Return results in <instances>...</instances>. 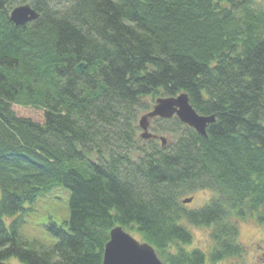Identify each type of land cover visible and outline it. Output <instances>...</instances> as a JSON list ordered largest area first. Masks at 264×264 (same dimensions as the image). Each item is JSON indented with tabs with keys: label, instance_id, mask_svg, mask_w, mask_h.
Here are the masks:
<instances>
[{
	"label": "trees",
	"instance_id": "1",
	"mask_svg": "<svg viewBox=\"0 0 264 264\" xmlns=\"http://www.w3.org/2000/svg\"><path fill=\"white\" fill-rule=\"evenodd\" d=\"M25 3L41 16L17 26ZM183 92L216 116L207 135L174 116L151 122L165 146L142 138L140 113ZM63 189L57 241L31 246L27 205ZM202 190L216 196L188 210ZM251 216L264 222L261 0H0V264H103L116 225L166 264H220ZM187 222L213 227L209 257L182 246Z\"/></svg>",
	"mask_w": 264,
	"mask_h": 264
},
{
	"label": "rangeland",
	"instance_id": "2",
	"mask_svg": "<svg viewBox=\"0 0 264 264\" xmlns=\"http://www.w3.org/2000/svg\"><path fill=\"white\" fill-rule=\"evenodd\" d=\"M264 3V0H261ZM15 8V7H14ZM148 104H152V98L146 99ZM150 105V109L154 106ZM148 111H142L139 118ZM138 118V120H139ZM141 134V132H140ZM93 160H97L98 156L95 153L89 155ZM133 159H137L140 153L134 152L131 154ZM193 197L192 202L186 203L188 210H195L203 207L206 203L214 198L216 194L210 190H202L195 192L193 195L186 196L183 199ZM70 192L63 189L58 197L42 198L31 205L25 216V223L21 229L22 238L31 246L40 248L42 246H51L57 238L49 231L48 226L51 222L62 224L70 217ZM239 238L238 241L243 247L241 256L232 257L223 261L220 264H264V222H260L257 216H251L240 220L239 223ZM186 226L192 234V241L184 246L188 251L195 248L202 249L208 257L214 242L211 238L213 227L191 225L187 222ZM138 240L142 241L137 234H133ZM158 253V252H157ZM159 255V253H158ZM160 257V255H159ZM161 258V257H160ZM163 261V259H161ZM14 264H19L16 259L12 260ZM164 262V261H163ZM165 263V262H164ZM166 264V263H165Z\"/></svg>",
	"mask_w": 264,
	"mask_h": 264
},
{
	"label": "water",
	"instance_id": "3",
	"mask_svg": "<svg viewBox=\"0 0 264 264\" xmlns=\"http://www.w3.org/2000/svg\"><path fill=\"white\" fill-rule=\"evenodd\" d=\"M41 14L33 8L31 3L21 4L13 8L10 19L15 25H25L37 20ZM87 66L86 62L79 63L75 70L82 74ZM177 116L183 123L194 128L198 133L207 135V127L216 121L215 115H202L191 104L189 95L185 92L171 97H160L153 109L139 118L144 139L159 138L162 145L167 144V137L157 135L150 130L151 122L157 117L169 119ZM193 198H186L183 202L190 203ZM103 264H165L159 257L155 247L148 242L138 240L123 226L116 225L110 231V239L104 248Z\"/></svg>",
	"mask_w": 264,
	"mask_h": 264
}]
</instances>
